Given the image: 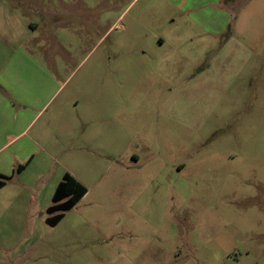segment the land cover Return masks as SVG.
I'll return each instance as SVG.
<instances>
[{
	"label": "rangeland",
	"instance_id": "1",
	"mask_svg": "<svg viewBox=\"0 0 264 264\" xmlns=\"http://www.w3.org/2000/svg\"><path fill=\"white\" fill-rule=\"evenodd\" d=\"M0 75V264H264V0H0Z\"/></svg>",
	"mask_w": 264,
	"mask_h": 264
},
{
	"label": "crops",
	"instance_id": "2",
	"mask_svg": "<svg viewBox=\"0 0 264 264\" xmlns=\"http://www.w3.org/2000/svg\"><path fill=\"white\" fill-rule=\"evenodd\" d=\"M173 6L178 7V0H168ZM79 9V8H78ZM79 11H84L83 9H79ZM14 76V75H13ZM1 77V75H0ZM21 83V84H20ZM20 83H12L11 87L9 88V90H6L5 85H0V121L4 120L1 116V113L4 112L5 114L8 115V120L10 121V124L8 123V126H10L8 128L7 124L6 125H2V127L4 128L1 132H0V140H6V138L11 137V140L9 141V143L13 140H15L16 138H18L19 136H21L26 128H28V125L25 129L21 130V132H19L18 134H15V130H16V124L17 122L20 123L19 127L21 128L23 125L22 122H20L19 118H21V116L23 115V112H21L22 109H19L18 111H16L13 107V105L11 104V102H9L10 100L14 103H18L20 106H24V109L26 108H32L33 107V100L31 98L32 95L35 96V101L37 100V93L39 92L37 89V86H35L34 92L30 95V98L27 97V99H23V95H24V91H25V86L22 84V82ZM25 84H27V86H30L32 84V81H26ZM29 88H33L29 87ZM10 97V98H9ZM15 106V105H14ZM22 123V124H21ZM12 134V135H11ZM9 143H3L2 146L0 147V151L2 149H4ZM22 166V165H19ZM25 167L23 168V170H21L20 173H22L24 171ZM19 173V174H20ZM0 176H4L1 168H0ZM5 187V186H4ZM2 187V188H4ZM1 188V189H2ZM0 189V190H1Z\"/></svg>",
	"mask_w": 264,
	"mask_h": 264
},
{
	"label": "trees",
	"instance_id": "3",
	"mask_svg": "<svg viewBox=\"0 0 264 264\" xmlns=\"http://www.w3.org/2000/svg\"><path fill=\"white\" fill-rule=\"evenodd\" d=\"M24 166H18V173ZM5 176H0V189L5 186ZM87 193V189L69 173H65L61 181L55 187L51 198V205L46 209L49 217L45 220L48 226H56L64 217V213L70 211Z\"/></svg>",
	"mask_w": 264,
	"mask_h": 264
}]
</instances>
